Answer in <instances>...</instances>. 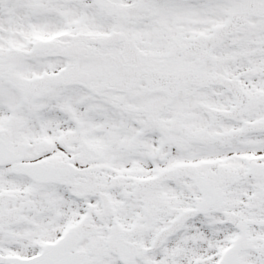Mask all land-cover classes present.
<instances>
[{
    "label": "snow or ice",
    "instance_id": "snow-or-ice-1",
    "mask_svg": "<svg viewBox=\"0 0 264 264\" xmlns=\"http://www.w3.org/2000/svg\"><path fill=\"white\" fill-rule=\"evenodd\" d=\"M0 264H264V0H0Z\"/></svg>",
    "mask_w": 264,
    "mask_h": 264
}]
</instances>
